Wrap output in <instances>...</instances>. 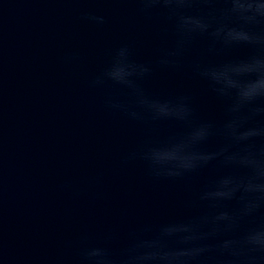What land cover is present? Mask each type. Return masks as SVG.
<instances>
[{
    "label": "water",
    "instance_id": "obj_1",
    "mask_svg": "<svg viewBox=\"0 0 264 264\" xmlns=\"http://www.w3.org/2000/svg\"><path fill=\"white\" fill-rule=\"evenodd\" d=\"M223 3L194 2L184 16L224 22ZM137 0H0V264H82V252L103 248L119 264L135 241L160 238L161 229L232 213L235 200L200 199L210 182L231 169L214 160L197 174L153 176L132 153L162 147L186 129L153 120L132 90L105 80L94 85L124 45L130 59L151 68L137 83L153 101L192 97L198 120L217 125L226 101L212 92L194 63L242 65L260 61L264 76V24L252 41L193 34L175 66L161 60L179 39L175 17L162 6L145 12ZM87 15L103 16L99 24ZM238 28V25H232ZM209 29V32L213 30ZM124 104L127 110L109 106ZM136 115L133 116L132 113ZM257 123H264L258 116ZM243 131V130H242ZM212 137L200 148L218 151ZM264 214L257 213L255 223ZM223 225L224 222H221ZM249 220L195 244L165 238L169 248L207 245L192 264H264V254L221 245L244 236ZM207 233V225L201 226Z\"/></svg>",
    "mask_w": 264,
    "mask_h": 264
},
{
    "label": "clouds",
    "instance_id": "obj_2",
    "mask_svg": "<svg viewBox=\"0 0 264 264\" xmlns=\"http://www.w3.org/2000/svg\"><path fill=\"white\" fill-rule=\"evenodd\" d=\"M194 2L204 4L223 3L221 9L224 22L213 28L215 17L184 16L181 9ZM141 11H149L156 6L165 8L170 17L177 20L176 30L179 36L175 50L165 54L161 64L175 66V59L183 54L193 34H205L220 38L225 34V44L230 41H252L255 36L250 31L264 24V0H137ZM86 19L95 23H104L103 16L87 15ZM232 25H238L237 27ZM213 28L211 32L209 29ZM130 48L121 46L115 53L108 69L93 81L94 85L110 80L115 84L132 90L136 103L150 113L153 120H172L182 125L186 131L172 138L162 147L148 148L132 153L129 159L140 158L148 164L153 176L183 177L197 174L214 160L231 171L210 182L200 199L216 204L222 200H235L237 207L232 213L220 212L212 217H204L201 222L188 225L169 226L161 229L159 239L135 241L128 247L119 264H192L201 253L208 250L207 245L169 248L165 238L173 234L179 236L180 244H195L222 230L237 227L242 221L249 220L251 226L244 236L237 240H227L221 245L232 248V255L239 256L237 247H247L249 252L264 254V218L255 223L257 213L264 209V123H257L258 116L264 117V76H254L246 80L234 79V75L248 73L254 75L260 61L233 65H205L194 63V70L206 80L215 95L226 101L225 119L222 124L198 120L192 106V97L180 95L171 100L153 101L147 98L137 81L149 74L151 68L137 64L130 59ZM110 107L127 110L124 104ZM133 116L136 114L133 112ZM243 130V131H242ZM212 137H219L223 146L218 151L208 152L200 145ZM264 217V214H262ZM221 222H224L222 225ZM207 225L209 231L201 232V226ZM82 264H117L106 249L92 248L82 252ZM255 257L246 264H251Z\"/></svg>",
    "mask_w": 264,
    "mask_h": 264
}]
</instances>
